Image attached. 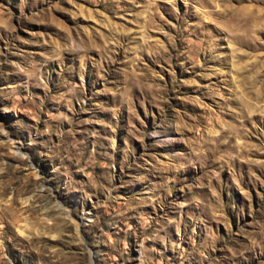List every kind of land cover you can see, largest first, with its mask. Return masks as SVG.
I'll return each instance as SVG.
<instances>
[{
  "label": "rangeland",
  "instance_id": "obj_1",
  "mask_svg": "<svg viewBox=\"0 0 264 264\" xmlns=\"http://www.w3.org/2000/svg\"><path fill=\"white\" fill-rule=\"evenodd\" d=\"M0 264H264V0H0Z\"/></svg>",
  "mask_w": 264,
  "mask_h": 264
},
{
  "label": "bare ground",
  "instance_id": "obj_2",
  "mask_svg": "<svg viewBox=\"0 0 264 264\" xmlns=\"http://www.w3.org/2000/svg\"><path fill=\"white\" fill-rule=\"evenodd\" d=\"M17 200H13L12 201V204H14L15 202H16ZM13 215L14 216H16V215H18L17 214V211L16 210H14V213H13ZM19 219H21L20 218V214L18 215V216H16L15 217V219L13 220L14 222H16V221H18ZM20 221V220H19ZM18 221V222H19ZM53 224H55L54 222H52ZM52 224V225H53ZM21 225V224H20ZM28 226H26V225H22L20 228H19V233L20 234H22V235H29L30 233H33V231L31 230V232L29 233L28 231V228H27ZM43 229V228H42ZM39 230V229H38ZM52 227H48V229H43V230H39L37 233H34V234H32V237H38L39 236V238L42 236V235H44V234H50L51 232H52ZM29 233V234H28ZM52 235V234H51Z\"/></svg>",
  "mask_w": 264,
  "mask_h": 264
}]
</instances>
